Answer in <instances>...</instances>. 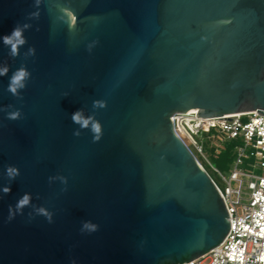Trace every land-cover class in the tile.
<instances>
[{
	"label": "water",
	"instance_id": "obj_1",
	"mask_svg": "<svg viewBox=\"0 0 264 264\" xmlns=\"http://www.w3.org/2000/svg\"><path fill=\"white\" fill-rule=\"evenodd\" d=\"M17 24L16 57L0 39V264H186L222 245L225 202L174 117L264 114V0H0V37Z\"/></svg>",
	"mask_w": 264,
	"mask_h": 264
},
{
	"label": "built area",
	"instance_id": "obj_2",
	"mask_svg": "<svg viewBox=\"0 0 264 264\" xmlns=\"http://www.w3.org/2000/svg\"><path fill=\"white\" fill-rule=\"evenodd\" d=\"M197 112L177 114L175 130L220 191L231 220L225 241L209 254L186 264H264V114L258 111L201 118ZM208 145L218 158L228 152L229 175L213 171L224 183L220 187L206 166Z\"/></svg>",
	"mask_w": 264,
	"mask_h": 264
},
{
	"label": "clouds",
	"instance_id": "obj_3",
	"mask_svg": "<svg viewBox=\"0 0 264 264\" xmlns=\"http://www.w3.org/2000/svg\"><path fill=\"white\" fill-rule=\"evenodd\" d=\"M37 4H39V0H36ZM38 14H30V16H34ZM30 25L28 24H17L10 34L4 35L3 37H0L2 39V42L5 46L9 47V55L12 57H16L19 54V49L24 44L27 43L26 37L24 35V31L28 29ZM35 50L33 48L29 49V54H34ZM8 72L7 67L0 68V76L6 75ZM31 76V73L27 70L26 67L21 66L18 68L10 77L9 84L7 91L10 92L13 96H19L20 92L19 90L24 89L27 84V80H29ZM106 102L102 100H96L93 101V108H105ZM20 118V111L16 110L13 112L8 113L7 119L9 120H17ZM71 120L73 123L80 126V128H89L93 133V138L95 141L100 140L102 136V125L99 121H96L93 116L85 117L82 114V110H77L71 115ZM79 131H76L74 135H79ZM6 175L10 180H14L16 176L19 175V170L14 166H7L6 168ZM63 179V178H62ZM66 183V181H65ZM2 191L7 194L10 191L9 187H4ZM30 195L25 193L17 202L15 205V209L17 212H20L24 207L28 206L30 203ZM39 214H43L49 222L52 221V216L50 213H48L45 209L40 208ZM15 214L13 213L12 207L9 208V220L13 219ZM97 226L92 224L90 221H84L82 223V229L81 231H96Z\"/></svg>",
	"mask_w": 264,
	"mask_h": 264
},
{
	"label": "rangeland",
	"instance_id": "obj_4",
	"mask_svg": "<svg viewBox=\"0 0 264 264\" xmlns=\"http://www.w3.org/2000/svg\"><path fill=\"white\" fill-rule=\"evenodd\" d=\"M205 154L207 155L208 159L210 160V163L212 166H210L202 157H199L200 160L203 162V164L206 166L208 171L211 173V175L214 177V179L218 182L220 187H224V183L219 177L218 174H216L213 171V168L219 169L225 176L229 175V170L232 168V160L230 158V155L228 152H223L221 156L218 158L215 157V154L213 150H210L208 145L205 148Z\"/></svg>",
	"mask_w": 264,
	"mask_h": 264
}]
</instances>
